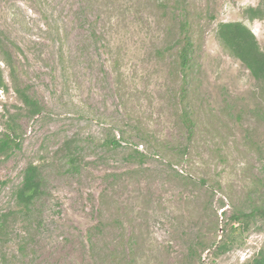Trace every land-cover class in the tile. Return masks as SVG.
<instances>
[{"label": "rangeland", "instance_id": "374dc122", "mask_svg": "<svg viewBox=\"0 0 264 264\" xmlns=\"http://www.w3.org/2000/svg\"><path fill=\"white\" fill-rule=\"evenodd\" d=\"M228 21L264 50V0H0V136L10 116L18 129L0 155V264H246L256 255L264 83L219 41ZM28 164L43 185L25 208L14 191Z\"/></svg>", "mask_w": 264, "mask_h": 264}, {"label": "trees", "instance_id": "16d2710c", "mask_svg": "<svg viewBox=\"0 0 264 264\" xmlns=\"http://www.w3.org/2000/svg\"><path fill=\"white\" fill-rule=\"evenodd\" d=\"M261 7H250L247 9V14L250 17H255L261 12ZM216 35L222 46L229 53L240 60L249 70L253 78L264 83V50L260 47L256 36L252 31L240 21L220 22L217 26ZM187 48H184L181 53L182 61H186L189 42H185ZM4 64L9 67V76L14 82V70L10 61L5 58ZM0 89H7L6 82L0 67ZM14 92L20 98L21 102L26 107V112L35 116L41 112V105L38 101L29 96L26 91L14 88ZM10 116L6 121L5 132L0 136V155L5 154L13 149L18 142V129ZM12 119V120H11ZM43 178L39 168L34 164H28L23 171V178L20 186L14 191L15 199L18 205L29 207L31 203L42 192ZM255 213H241L233 215V219L240 220L241 217L249 218ZM246 264H264V244L259 249L254 257Z\"/></svg>", "mask_w": 264, "mask_h": 264}]
</instances>
